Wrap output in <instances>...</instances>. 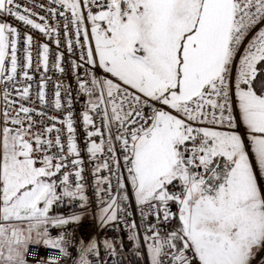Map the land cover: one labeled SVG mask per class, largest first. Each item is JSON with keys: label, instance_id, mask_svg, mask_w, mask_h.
Here are the masks:
<instances>
[{"label": "snow or ice", "instance_id": "6c2138e0", "mask_svg": "<svg viewBox=\"0 0 264 264\" xmlns=\"http://www.w3.org/2000/svg\"><path fill=\"white\" fill-rule=\"evenodd\" d=\"M32 248L264 264V0H0V264Z\"/></svg>", "mask_w": 264, "mask_h": 264}, {"label": "built area", "instance_id": "2783aa9c", "mask_svg": "<svg viewBox=\"0 0 264 264\" xmlns=\"http://www.w3.org/2000/svg\"><path fill=\"white\" fill-rule=\"evenodd\" d=\"M87 224H88V222L85 221L84 227H82L80 229V231H82V232L88 231ZM121 235H124V233H121ZM129 247H130V245L128 244L127 241H125V251H128ZM40 257H44L45 259L58 261V264H71V258L65 259V257L57 251H48V250L42 249V248H32L30 251V254L28 256V259L30 262H34L37 259H39Z\"/></svg>", "mask_w": 264, "mask_h": 264}]
</instances>
